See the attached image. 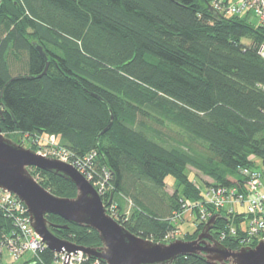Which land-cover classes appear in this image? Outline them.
I'll return each mask as SVG.
<instances>
[{"label": "trees", "instance_id": "obj_1", "mask_svg": "<svg viewBox=\"0 0 264 264\" xmlns=\"http://www.w3.org/2000/svg\"><path fill=\"white\" fill-rule=\"evenodd\" d=\"M211 3L0 0L1 134L52 136L75 157L96 153L97 172L111 174L115 221L137 237L169 243L175 214L200 204L209 185L196 187L188 168L225 187L240 181L239 169H255L251 157L264 169V28L215 17ZM28 171L51 195L75 197L68 181ZM190 211L195 230L181 241L194 240L205 225ZM214 215L222 217L210 231L217 240L230 219ZM46 220L59 240L100 246L90 229ZM11 229L0 213V243ZM233 243L222 246L235 251ZM173 264L206 263L195 256Z\"/></svg>", "mask_w": 264, "mask_h": 264}, {"label": "water", "instance_id": "obj_2", "mask_svg": "<svg viewBox=\"0 0 264 264\" xmlns=\"http://www.w3.org/2000/svg\"><path fill=\"white\" fill-rule=\"evenodd\" d=\"M211 13L218 17L212 8ZM41 54L40 48H36ZM48 63L42 75L46 74ZM110 125L103 131L107 132ZM40 170L71 183L74 198L51 195L30 175L28 169ZM0 190L15 196L26 208L30 226L51 252L81 251L89 259L103 264H173L179 257L201 256L206 264H264V238L255 247L230 250L210 234L219 215L212 216L194 240L155 243L137 237L109 217L90 184L71 166L43 157L31 149L5 138L0 132ZM56 216L67 223L94 231L98 248H84L57 239L50 231L46 216Z\"/></svg>", "mask_w": 264, "mask_h": 264}, {"label": "built area", "instance_id": "obj_3", "mask_svg": "<svg viewBox=\"0 0 264 264\" xmlns=\"http://www.w3.org/2000/svg\"><path fill=\"white\" fill-rule=\"evenodd\" d=\"M211 7L224 17L243 15L242 19L250 23L255 21V26L264 28V0H212ZM258 54L264 59V44L259 46ZM26 141L29 146H36L37 154L73 167L96 192L107 215L113 220L118 219L117 204L110 199L113 190L110 184L111 174L106 169L97 172L96 153L75 157L65 148L58 146L52 136L26 135L22 144ZM238 175L240 181L234 182L232 186L209 184L202 192L201 203L188 206L185 211L196 208L201 223H207L213 213H225L230 219V224L215 240L222 245L229 238L234 241L236 248L240 249L251 247L253 242L264 238V172L241 168ZM0 213L12 223L10 236L0 243L2 263H6L5 256L11 264H102L98 259L87 258L81 251L67 252L62 249L61 252L55 253L48 250L32 230L25 206L15 196L2 190ZM181 215L175 214V220L181 218ZM243 222L246 223L245 226L242 225ZM176 234L177 231L170 233L164 241H174Z\"/></svg>", "mask_w": 264, "mask_h": 264}, {"label": "rangeland", "instance_id": "obj_4", "mask_svg": "<svg viewBox=\"0 0 264 264\" xmlns=\"http://www.w3.org/2000/svg\"><path fill=\"white\" fill-rule=\"evenodd\" d=\"M239 18H244L243 15L239 16ZM251 24L255 25V21H251ZM5 138L15 142V143H18L19 140H22L23 141V138H20L19 135H5V134H2ZM45 139V138H43ZM24 148L28 149L29 148V144H28V141L25 142V145H23ZM251 161L254 162L255 164V169L258 170L259 172L263 173L264 172V169L262 168L261 166V162L260 160L256 159L255 157H251L250 158ZM186 175L189 176V178L193 181V184L197 187V185H201V183H209L210 184V181L209 179L197 174L195 171H193L192 169L188 168L187 171H186ZM166 193L168 195H172L174 193V181L172 178H167L166 179ZM125 204V203H124ZM124 212H128L130 210V206L129 204H125L124 207ZM182 217L181 218H178L176 220V227H177V234H176V238L177 240H182L183 237H184V234L185 233H193L194 230H195V223H194V215L191 214V211L187 210V211H184L181 215ZM243 226L246 225L245 222L242 223ZM4 259H5V262L8 263V264H11V261H9L7 259V257L4 256Z\"/></svg>", "mask_w": 264, "mask_h": 264}, {"label": "bare ground", "instance_id": "obj_5", "mask_svg": "<svg viewBox=\"0 0 264 264\" xmlns=\"http://www.w3.org/2000/svg\"><path fill=\"white\" fill-rule=\"evenodd\" d=\"M216 241V240H215Z\"/></svg>", "mask_w": 264, "mask_h": 264}]
</instances>
